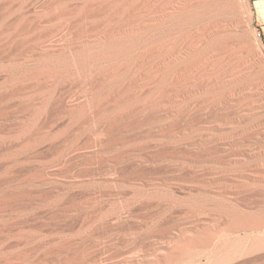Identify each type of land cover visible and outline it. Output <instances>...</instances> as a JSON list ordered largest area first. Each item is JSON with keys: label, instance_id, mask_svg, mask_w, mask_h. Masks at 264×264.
Instances as JSON below:
<instances>
[{"label": "bare ground", "instance_id": "bare-ground-1", "mask_svg": "<svg viewBox=\"0 0 264 264\" xmlns=\"http://www.w3.org/2000/svg\"><path fill=\"white\" fill-rule=\"evenodd\" d=\"M225 1L0 0V233H72L0 264H264V185L245 182L264 164L233 184L198 113L238 120V142L258 133L264 46L247 23L181 33Z\"/></svg>", "mask_w": 264, "mask_h": 264}, {"label": "rangeland", "instance_id": "rangeland-1", "mask_svg": "<svg viewBox=\"0 0 264 264\" xmlns=\"http://www.w3.org/2000/svg\"><path fill=\"white\" fill-rule=\"evenodd\" d=\"M255 1L256 0H226L224 3H228L229 2L230 4H232L231 9L230 8L229 9L233 13L230 12L228 8H225L224 7L225 9H223V12L221 11L222 14L220 12H217L218 11L217 10L215 13H212L213 15L210 13V15H208V16H203L205 18H202L201 17V21L199 20L201 22L200 25H199L198 22L196 23L198 25L194 26L195 25L194 24L193 27H191L192 25H190V24H186L184 26L185 28L182 29L181 33L184 34V33H187V31L189 32L192 29L194 30V27L202 26L205 21H206L205 23H209V22H211L210 20H212V21L213 20H219L217 22H223L224 24H227L230 27L231 26L233 27V25H234V30L231 32V34H232V37H234V34L236 33L235 34V38H237V37H239L240 35L243 34L242 31H239L240 28H238L237 26L238 25H240V26L241 25H246V23H247L248 24V30H249V34H248L249 41L252 44L256 45V46L259 43H261L264 46V19L262 18V16H260V14L258 12V9L256 7V4H255ZM235 10H237V11H235ZM219 13H220V15H218ZM248 13L251 14V18H252L251 20L248 17V16H250ZM215 15H218L219 17L218 16H215ZM210 16H213V17H210ZM203 19L205 20L204 22H202ZM240 20L245 21V23L242 22V24H239L238 21H240ZM187 25H188V27H187ZM235 27H237L238 29L235 28ZM235 29L238 30V31H235ZM239 32H241V34ZM263 90H264V88L262 90H260V91L263 92ZM199 95L200 94L197 93V97ZM232 99L233 100L231 101V103L234 104V105H237L238 102L239 103H246V102H248L249 100L252 99V97H247V98L245 97V99L244 98L243 99H238V97L236 95H233L232 96ZM256 111H259L257 117L264 116V109H258V110L256 109ZM222 112H224V110H219L218 111V114H220ZM198 113L200 115V118L203 119L201 121V123H200V127L201 128L199 130L200 131L199 133H201V136H203L204 139L206 137H210V138L213 137L212 138L213 140L217 138L216 140H214L215 143H216V147H217L216 155H219L220 156V155H223V154H228V157H227L228 159L227 160L229 162V167H230L229 172L231 171L230 172L231 173V178L233 177L232 178L233 179V181H232L233 184H235L234 183L235 182L234 181V178L235 179L237 178L236 177V168H237V166H239V165H242V166L245 165L242 168H246L247 167L246 169L248 171H250V170L253 171L252 169H254L256 167L255 165H258V164L263 165L264 164V160H263L264 159V156H263L264 155V151H263L264 150V148H263L264 147V133H263L264 132V118H262L263 120L262 119H259V121H256L255 124H253V123L251 124L250 123L251 125H257V124L259 125L261 123L260 126H259L261 129L258 127V125L257 126H254V129L256 128L255 129L256 131L258 129H260V130L257 131L258 133H256V135H254L255 138L254 137H251V138H249L247 140L242 139L240 142H238L237 141V138L241 135V134H239V129L236 128L239 125L238 120L236 121V119L233 118V119L229 120V122L225 123V125L223 124L224 126H221L220 125L221 122L219 121V118L213 117V119H212V118L208 117V115L210 113L207 112V108H204V107L200 108V110H199ZM207 117L209 118V120H208ZM232 117H234V116H232ZM243 119L244 118H241V120H242L241 125L242 126H246L247 124H249V121H246V120L244 121ZM215 124H216V126H215ZM208 127H209V129H208ZM207 133H209V134H207ZM204 134H205V136H204ZM221 134H222V136H221ZM209 135H211V136H209ZM223 136H225V137L227 136L226 137L227 138L226 144L225 143L222 144L221 142H219L220 141L219 138L221 139V138H223ZM253 148H254V150H253ZM257 148L258 149L260 148V149L258 150ZM257 151H259V152L262 151L263 154H260V156H262V157H260L259 155H256V154L259 153ZM238 152L241 153L240 154V156L242 155L241 157L238 155ZM254 152H255V154H254ZM255 158H256V161H255ZM238 161H240V162H238ZM250 163H253V165L250 164ZM214 164L217 165V166H219V168L225 167L224 166V163L221 160H216ZM249 166H251V168H249ZM253 166H254V168H253ZM248 171H247V173H250L251 172V171L250 172H248ZM242 179H244V178H242ZM245 182H248L247 184L248 185L251 184L252 186H254L255 184H257V185L260 184L259 186L264 185L263 182H259L258 183V182L252 181L250 179H246ZM253 182H254V184H253ZM122 189L125 190L127 188L126 187H124V188L122 187ZM263 189L264 188H262V191H263ZM179 195L181 197H184L185 196V195L180 194V193H179ZM183 207H182V205H178L176 209L177 210H184ZM60 231L61 230L58 229V226L51 227V228H46V229H41V230L35 231V233L33 232L31 234L26 235V237H24V239L22 238L23 239L22 241H21V238H19L18 236L15 237V234L14 233L9 234L8 235V238H6V236H3L0 233V235L3 236V237H0V250L2 249V246H3V249L1 250L3 252L0 251V254L2 255V254H6V253H8L10 251L11 252L18 251L21 248L23 250H28L29 248L30 249L33 248L32 246H36L37 244H40V243L44 245V246H42L39 249L41 251L38 250V253L39 252L41 253L42 251H44L43 250V249H45L44 247L50 246L49 244H51V245L60 244L65 239L69 238L72 235L71 232H62V231L60 232ZM237 235H240V234H231V235H229L230 236L229 238L226 237L225 239L227 241H229L231 244H232V241H230V240H233V241H235L233 244H235V243H237L236 240H238L237 239V237H238ZM28 236H29V238H28ZM241 236H243V234H241ZM4 237L6 239H4ZM25 239H26V241H25ZM16 242L18 244H16ZM14 245H16V247ZM9 247L10 248H13L14 247V248L11 250ZM16 249H18V250H16ZM209 254L210 253L204 254L202 256H198V258L196 257L195 259H193L189 263H191V264H193V263L194 264H210V262H211L212 259H211V255H209Z\"/></svg>", "mask_w": 264, "mask_h": 264}]
</instances>
